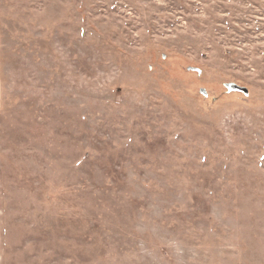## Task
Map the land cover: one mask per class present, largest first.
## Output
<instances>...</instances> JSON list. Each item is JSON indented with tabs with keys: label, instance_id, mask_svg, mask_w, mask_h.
Here are the masks:
<instances>
[{
	"label": "rangeland",
	"instance_id": "1",
	"mask_svg": "<svg viewBox=\"0 0 264 264\" xmlns=\"http://www.w3.org/2000/svg\"><path fill=\"white\" fill-rule=\"evenodd\" d=\"M0 34L7 264H264V0H0Z\"/></svg>",
	"mask_w": 264,
	"mask_h": 264
},
{
	"label": "crops",
	"instance_id": "2",
	"mask_svg": "<svg viewBox=\"0 0 264 264\" xmlns=\"http://www.w3.org/2000/svg\"><path fill=\"white\" fill-rule=\"evenodd\" d=\"M1 34H0V107L2 104ZM0 264H7L6 244V199L5 191L0 188Z\"/></svg>",
	"mask_w": 264,
	"mask_h": 264
},
{
	"label": "water",
	"instance_id": "3",
	"mask_svg": "<svg viewBox=\"0 0 264 264\" xmlns=\"http://www.w3.org/2000/svg\"><path fill=\"white\" fill-rule=\"evenodd\" d=\"M232 89L239 90L247 94V90L234 86Z\"/></svg>",
	"mask_w": 264,
	"mask_h": 264
}]
</instances>
